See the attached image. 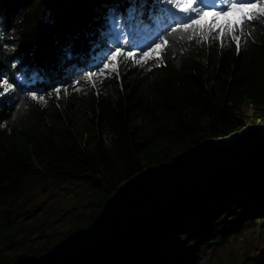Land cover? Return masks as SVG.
Wrapping results in <instances>:
<instances>
[{
    "label": "trees",
    "instance_id": "obj_1",
    "mask_svg": "<svg viewBox=\"0 0 264 264\" xmlns=\"http://www.w3.org/2000/svg\"><path fill=\"white\" fill-rule=\"evenodd\" d=\"M185 16L196 13H179L166 0H0V264L15 259L18 248L40 254L50 246L31 248L13 235L51 187L73 182L91 194V211L77 213L60 239L88 224L144 167L206 138L264 124V17L249 22L237 51L231 36L189 40L190 32L173 33L190 22ZM161 36L169 43L160 59L136 64ZM117 47L136 56L84 79ZM258 220L264 180L249 179L218 191L133 264H199ZM247 263L264 264V253Z\"/></svg>",
    "mask_w": 264,
    "mask_h": 264
},
{
    "label": "water",
    "instance_id": "obj_2",
    "mask_svg": "<svg viewBox=\"0 0 264 264\" xmlns=\"http://www.w3.org/2000/svg\"><path fill=\"white\" fill-rule=\"evenodd\" d=\"M264 180V124L206 138L123 180L86 225L9 264H133L200 212L218 191Z\"/></svg>",
    "mask_w": 264,
    "mask_h": 264
},
{
    "label": "rangeland",
    "instance_id": "obj_3",
    "mask_svg": "<svg viewBox=\"0 0 264 264\" xmlns=\"http://www.w3.org/2000/svg\"><path fill=\"white\" fill-rule=\"evenodd\" d=\"M205 6L226 10L225 5L217 0H197L194 5L196 8ZM120 39L123 41L121 34ZM120 61L119 57L117 64ZM243 111L246 115L251 114L248 105L243 106ZM90 203L91 194L81 184L71 182L51 187L47 192L38 195L28 207V214L20 223V229L14 233L13 241H23V245H30L31 248L46 241L51 245L75 223L77 213L91 211ZM33 226L44 227L43 233H27ZM1 245L0 242V247ZM6 252V249L3 250V253ZM15 253H19V248ZM263 253L264 221L258 220L251 223L239 236L229 238L216 249L203 255L199 264H248L250 256H260Z\"/></svg>",
    "mask_w": 264,
    "mask_h": 264
},
{
    "label": "snow or ice",
    "instance_id": "obj_4",
    "mask_svg": "<svg viewBox=\"0 0 264 264\" xmlns=\"http://www.w3.org/2000/svg\"><path fill=\"white\" fill-rule=\"evenodd\" d=\"M166 2L174 9H177L179 13H196L194 18L192 16H185L184 18L190 22L177 24L172 29L173 33L181 29L184 32H190L191 34L187 36L189 40L197 36L203 40H208L213 32L217 34L216 38L221 40L226 36H231V39L236 42L237 51L240 50V41L246 35L244 29L248 26L249 22L261 20L264 17V0H255V2L253 0H217V2L225 5L226 10H216L215 8H201L198 10L194 7L197 0H166ZM237 32L240 34L237 35ZM159 39L162 43H155L152 47L143 51L134 62L143 65L151 59L159 60L161 50L169 43L163 36ZM121 56L128 59L135 57L136 53L132 51L125 52L122 47H117L107 57L98 72H90L84 79L93 80L95 76H104L111 71H117V60ZM5 83L7 84V82ZM76 83H79V81ZM11 87L8 84L5 91L10 90ZM55 91L59 93L60 89H56ZM30 95L33 99L38 98L41 101L45 99L43 96L37 97L35 93H30Z\"/></svg>",
    "mask_w": 264,
    "mask_h": 264
}]
</instances>
